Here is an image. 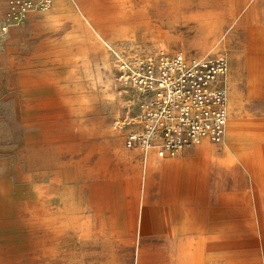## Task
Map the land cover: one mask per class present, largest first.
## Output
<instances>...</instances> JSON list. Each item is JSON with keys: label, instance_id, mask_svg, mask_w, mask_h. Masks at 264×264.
<instances>
[{"label": "rangeland", "instance_id": "374dc122", "mask_svg": "<svg viewBox=\"0 0 264 264\" xmlns=\"http://www.w3.org/2000/svg\"><path fill=\"white\" fill-rule=\"evenodd\" d=\"M156 52L227 60L207 158L144 164L114 129L137 112L120 59ZM0 264H264V0H7Z\"/></svg>", "mask_w": 264, "mask_h": 264}, {"label": "built area", "instance_id": "2783aa9c", "mask_svg": "<svg viewBox=\"0 0 264 264\" xmlns=\"http://www.w3.org/2000/svg\"><path fill=\"white\" fill-rule=\"evenodd\" d=\"M52 2L40 0V8L47 10ZM227 69L222 55L187 59L156 52L121 58L120 79L134 89L137 104L134 115L114 124L125 131L124 147L139 150L146 164L151 155L172 159L202 140L221 142L229 115Z\"/></svg>", "mask_w": 264, "mask_h": 264}, {"label": "crops", "instance_id": "0c3cea01", "mask_svg": "<svg viewBox=\"0 0 264 264\" xmlns=\"http://www.w3.org/2000/svg\"><path fill=\"white\" fill-rule=\"evenodd\" d=\"M6 3H7V0H0V8H2ZM231 132L233 133L234 129L231 130ZM207 141L208 140L201 141V143L196 147L198 154L200 156H204V158L209 157V155L212 154L216 150V146L209 144ZM243 147L244 146L242 144H239V142L235 146L232 143L229 145L230 149H238V151L240 152L241 151L245 152L246 149L244 150ZM186 165H187L186 163H183L182 168L186 169L187 168Z\"/></svg>", "mask_w": 264, "mask_h": 264}, {"label": "bare ground", "instance_id": "6f19581e", "mask_svg": "<svg viewBox=\"0 0 264 264\" xmlns=\"http://www.w3.org/2000/svg\"><path fill=\"white\" fill-rule=\"evenodd\" d=\"M202 141H203V140H202ZM200 143H201V142H200ZM200 143H199V144H200ZM199 144H198V145H199ZM202 149H203V148H202ZM208 153H209V152H208Z\"/></svg>", "mask_w": 264, "mask_h": 264}]
</instances>
